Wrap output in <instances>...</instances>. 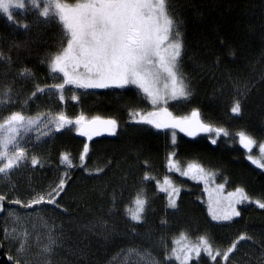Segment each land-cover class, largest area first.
<instances>
[{
  "label": "trees",
  "instance_id": "16d2710c",
  "mask_svg": "<svg viewBox=\"0 0 264 264\" xmlns=\"http://www.w3.org/2000/svg\"><path fill=\"white\" fill-rule=\"evenodd\" d=\"M11 12L12 21L0 12V99L6 98L7 89L12 90V102L0 105V123L20 111L49 124L44 132L34 129L22 139L27 157L29 153L27 173L22 170V174L24 178L28 173L33 176L30 188L54 182L56 186L64 178L65 190L56 200L66 211L50 204L58 213L81 218L94 212L106 222L116 215L120 227L125 221L130 228L134 227L125 213L140 195L147 200L146 218L162 238L169 239L171 251L180 245L182 250L196 245L203 236L212 246V255L217 250L221 253L213 261L203 251L199 257L192 252L187 264H264V209L256 203L264 202V168L248 159L237 135L243 131L256 141L253 155L261 158L257 148L264 144V0H170L169 13L179 25L183 43L180 71L191 94L167 107L179 116L197 110L204 122L228 133H221L216 143L206 135L188 138L173 129L158 131L136 123L135 113L154 106L134 87H51L61 84L59 74L50 70V61L65 46L66 38L55 23H45L37 9ZM25 69L29 75L22 77ZM37 87L45 91L33 95ZM237 99L242 109L238 115L231 112ZM61 113L71 121L83 117L88 135H82L76 123L57 131L56 117ZM97 118L115 120V134L103 135L97 125H90ZM86 144L89 151L81 161ZM62 155L69 159L62 161ZM33 156L39 165H31ZM191 163L225 190L244 189L251 202L240 203V215L230 221L213 220L201 184L179 172ZM97 168L104 171L97 174ZM146 175L152 179L146 180ZM166 180L179 190L176 209L168 207L169 188L161 190ZM0 190L6 197L3 203L13 199L3 186ZM241 235L248 239L240 241L224 261L223 252ZM171 260L182 264L183 255ZM0 264H14L1 227Z\"/></svg>",
  "mask_w": 264,
  "mask_h": 264
},
{
  "label": "snow or ice",
  "instance_id": "6c2138e0",
  "mask_svg": "<svg viewBox=\"0 0 264 264\" xmlns=\"http://www.w3.org/2000/svg\"><path fill=\"white\" fill-rule=\"evenodd\" d=\"M32 8L37 9L39 17L45 18L44 22H52L60 27L63 36L66 38V46L62 47L60 52L55 54L50 61V70L53 74L62 73L63 83L53 85L57 89L63 90L65 85L75 84L79 88H107V87H125L127 85H136L143 90L155 105L163 99L159 91H153L151 85L159 80L161 74H165V78L170 81L171 89L167 93L172 99L187 98L191 93L187 91L188 85L180 71V58L182 55L183 43L179 25L175 18L169 13L170 0H75L69 3L68 0H43L41 10V0H26ZM25 0L13 2V0H0V12L7 14L9 21L13 20L12 8L25 9ZM38 17V20H39ZM28 28L29 25H23ZM83 67L84 72L79 69ZM20 75L27 76L29 72L25 69ZM11 88L4 93L5 99H0V105L10 104L11 98L9 93ZM44 88L37 87V92H44ZM245 91L247 89L245 88ZM30 99V98H29ZM63 99V96H61ZM75 99V97H73ZM27 103V101H25ZM241 102L237 99L232 107L233 114L241 113ZM2 112V109H0ZM139 115L140 119L135 120V116ZM172 114L167 108L161 109L160 112H150L147 116L140 113L133 115L136 123L153 125L156 128H180V131H187L189 136H196L198 132H212L213 129L200 123L198 120V112H192V120L184 118L182 120H168ZM83 117L75 121L76 124H82ZM36 123V119L25 117L22 112L16 111L10 113L7 118L0 123V178L10 179L11 174L18 170L27 160V151L21 147L19 141L23 139L21 132L29 131L30 127ZM73 121L69 120L63 113L56 117L57 131L64 128ZM90 125H101L105 131L115 134L117 122L113 119L99 120L94 119L89 122ZM217 135L223 133L228 135L223 129L215 130ZM82 135H88L87 131H82ZM94 135L99 132L93 130ZM46 135V133H45ZM240 143L246 149H250L256 143L245 132L237 133ZM175 137V133H173ZM91 139V136H89ZM212 143H216L215 140ZM89 148L86 144L81 154V161H84ZM260 152L264 158V144L260 145ZM253 164L260 168H264V162L259 159H253L251 155L248 157ZM68 156L62 155V161H67ZM32 166L39 165L40 161L33 156L30 161ZM71 167V164L68 165ZM88 171L86 165H81ZM95 173L100 174L103 168H97ZM200 171H203L200 169ZM91 174V171L89 172ZM187 175L188 173H183ZM147 179L152 177L145 176ZM165 183H169L167 180ZM66 180L61 178L59 184L52 188L46 194H40L27 203L19 199L12 201L16 205L24 208H33V206L43 203L57 205L56 197L60 196L65 190ZM166 191L167 189H161ZM178 189L175 187L168 191V207L177 208L176 194ZM230 195H233L230 193ZM236 196L238 199L231 201L228 209L222 214L212 212L214 220L230 221L233 217L240 215L236 209L237 203L251 202L244 189L237 188ZM6 200L4 195H0V211H3V202ZM135 208L127 209L131 220L140 223L144 220L143 213L147 200L137 195L133 201ZM258 207L264 209V202H256ZM58 206V205H57ZM5 237L11 236L13 240L17 239L16 235H12L5 228ZM20 247L17 249L18 254H24L28 245L29 233L24 231L19 233ZM184 236V234H181ZM186 238V237H185ZM248 239L245 235H241L239 239L227 248L222 254V259L227 261L231 253L234 252L238 243ZM56 241L52 240L51 244ZM45 245L42 253L50 254L53 248ZM201 245L203 248H201ZM173 254L175 259L180 260L183 255L182 264H187L191 259V253L195 252L197 257L201 251L211 256L215 261L221 256L219 250L212 255V246L205 237H200L196 245H192L181 251L180 254L174 248ZM135 254L140 260H144V254L136 249H129L126 257ZM119 255V254H118ZM151 264H159L151 258ZM17 264H30V261L18 255ZM44 264H51V260L45 257ZM111 264V262H110ZM125 264H129L126 258Z\"/></svg>",
  "mask_w": 264,
  "mask_h": 264
},
{
  "label": "rangeland",
  "instance_id": "374dc122",
  "mask_svg": "<svg viewBox=\"0 0 264 264\" xmlns=\"http://www.w3.org/2000/svg\"><path fill=\"white\" fill-rule=\"evenodd\" d=\"M13 2H19V0H13ZM25 3L26 7L35 9L27 4L26 0ZM42 7L43 0H41V9ZM14 9L20 10L19 8H12L11 11H13ZM79 71L84 72L85 70L83 69V67H81ZM58 74L61 78V83H63V74ZM70 86L79 88L75 84H71ZM127 86H131L137 89L147 99V101L152 106H154L147 112H140V114L144 116H147V114L150 112H160L161 109L167 108L168 112L172 114L171 118L168 120V122L171 123L173 120H182L184 118L192 120V112H198L197 110H193L187 115L179 116L175 115L168 109V103L181 102L186 98L181 97L172 99L169 95H167V93L170 92L171 83L165 78V74L163 73L161 74L159 80L151 85L153 91L158 90L160 95L163 97V99L158 101V103L155 105L152 103L151 98L138 86ZM79 89L83 90L98 88ZM139 119L140 116L136 115L135 120ZM198 120L200 121V123L212 128L213 131L210 133L198 132L197 135H206L212 141L219 136L215 131L216 129H220L219 127L204 122L200 118L199 113ZM73 123H75V120H73ZM82 124H77L76 127H78L79 130L84 131V124ZM71 125L72 124H68V126ZM48 126L49 124L46 123L44 119H36V123L30 127L29 131L21 132V135L26 136L30 134V132L34 129H39L38 132H44V130H46ZM149 126L158 131L173 129H158L153 125ZM97 127L100 129L101 133L103 132V135L110 133L108 131L105 132L104 127L99 124H97ZM173 130H176L187 137H193L189 136L187 134V131H180L179 127L174 128ZM19 143L21 147H23V140H20ZM243 148L248 153V157L249 155H251L253 159H262L260 147H258L259 149L257 148V152H259L257 156H260L261 158L254 157L252 151L253 145L250 149H246L245 147ZM28 158L29 153L25 164L22 165L18 170L14 171L11 174L10 179L0 178V186H3L4 192H9L11 194L10 197L13 198L12 200H8L7 203H3V211H0V227L2 230V236L5 245L7 247V250L13 257L14 264H17L18 255L30 261V264H44L45 257L51 260V264H110V262L111 264H125L126 258L128 259L129 264H151V259L149 258L148 254H151V258H153L155 261H158L159 264H174V262L171 260L174 256L171 251L172 243L169 242V239L167 240V238L161 237L162 233L159 234V231L153 227V224L148 220V218H146V213H143L144 220L140 223H137L130 218L129 225L134 227V229L126 227L127 223L125 221L124 227H120L118 221L116 220V215L112 216V218L108 220L109 222H106L98 219L94 212H88L81 218H79L69 214L58 213L60 212L57 211L58 208L54 209L48 203L33 206V208H24L20 205L12 203V201L16 199L27 203L29 200L40 194H46L50 192L52 188L55 187L54 182L50 185H44L42 183V185H40V188L34 186L30 188L28 184L32 183L33 176L28 173V175L25 174L26 177L24 178L22 174V170H25L24 173H27L26 166L28 164ZM198 167L192 163L186 164L179 172H187V175L183 174L185 177H188L193 181L201 184L206 197L207 210L209 216L212 218L213 211H215L217 214H222L225 210L228 209L229 203L235 199H238V196L235 195L236 190H225L222 185L213 182L211 175L206 176L208 172H205L201 167ZM200 169H202L203 171H200ZM19 183L20 185H18ZM161 187L162 189L169 188V191H171L169 183L164 182ZM230 193L233 195H230ZM59 202L60 201L57 200V205L59 204ZM239 204L240 203L236 204V209L238 208ZM58 206L60 210L66 211L60 205ZM134 208L135 206L129 207V209ZM125 214H128V212H126ZM5 228L10 234L16 235L17 239L13 240L11 236L6 238L3 231ZM24 231H27L30 234L28 237L29 247L26 249V252L24 254H18L17 249L20 247V237L18 234ZM52 240H55L56 243L51 244ZM50 244L53 248V252L50 254L42 253V248L45 245ZM129 249H136L140 251L144 254L145 259L140 260L139 257H137L134 253L126 257L125 254L128 253ZM181 251L182 246L180 245L177 249V253L180 254Z\"/></svg>",
  "mask_w": 264,
  "mask_h": 264
}]
</instances>
